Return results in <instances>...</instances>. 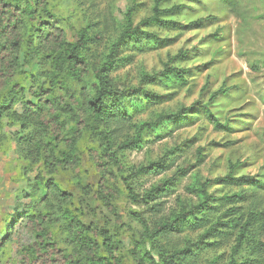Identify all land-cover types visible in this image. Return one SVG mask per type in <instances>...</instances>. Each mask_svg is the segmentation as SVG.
Returning <instances> with one entry per match:
<instances>
[{"label": "clouds", "instance_id": "obj_1", "mask_svg": "<svg viewBox=\"0 0 264 264\" xmlns=\"http://www.w3.org/2000/svg\"><path fill=\"white\" fill-rule=\"evenodd\" d=\"M135 2L0 0V264H166L198 238L187 221L173 223L179 205L154 207L149 195L159 183L145 167L150 142L164 130L139 126L143 115L158 110L152 93L176 91V104L159 110L183 107L180 118L195 126L188 135L203 129V145H225L209 148L200 170L208 196L242 190L218 178L243 184L240 177L254 176L264 186V105L255 125L259 139L229 144L245 134L218 131L217 123L240 127L242 117L233 109L255 95H216L213 72L214 87L201 97L193 85H203L192 77L194 94L184 99L188 89L177 73L191 65L170 62L176 49L157 51L169 33L141 23L151 8L129 13ZM225 16L220 42L212 37L200 45L214 67L231 60L229 21L264 25V0H234ZM254 75L261 77L254 93L264 99V68ZM245 160L254 167L241 168ZM184 197L200 203L199 195ZM217 218L209 216L212 223ZM238 236L237 230L220 237L229 257L236 264H264V232L249 229L233 250Z\"/></svg>", "mask_w": 264, "mask_h": 264}, {"label": "rangeland", "instance_id": "obj_2", "mask_svg": "<svg viewBox=\"0 0 264 264\" xmlns=\"http://www.w3.org/2000/svg\"><path fill=\"white\" fill-rule=\"evenodd\" d=\"M155 6V0H136L133 9L139 7L142 12H147L148 8H151L152 15L145 16L141 23L148 27L163 29L169 33L161 41L157 51L176 49L174 56L169 54L170 62L191 65V67L179 69L183 71L184 81L177 77L179 84L188 89L184 99H190L194 94L192 87H188L192 77H196L202 83V87L197 84H194L193 87H197L200 96L203 97L206 90L214 87L212 81L208 79L209 74L216 72V80L220 87L216 89L215 94L226 99L234 91L239 96H247L249 93L255 95L254 100L241 105L240 109H233V111H238L242 117L238 121L240 127L230 128L229 125L220 124L221 127H217V130L227 132L229 135L245 134L241 136L240 140L230 141L229 144L232 145L240 144L251 138L259 139L255 125L261 121L262 113L258 109L264 105V99L259 93H254V87H259L257 81L261 79L259 75L254 74L264 68V25L259 24L255 19L245 22L235 17L232 18L227 25L232 38L228 52L231 60L214 67L217 64L216 60L205 59L200 45L212 37H217L216 43L220 42V26L225 23V13L234 6V0H166L161 4L160 9L178 7L174 15L163 18V20L177 23L178 26L175 29L148 22L154 16ZM233 53L235 54L233 55ZM197 61L202 62L197 63ZM152 95L155 98L152 107L158 110L143 115L140 125L153 124L160 116L177 112L159 110L163 109L165 105L176 104L179 99L176 91L167 90L164 93H152ZM195 103H199V100ZM182 108L179 107V110ZM248 109L253 110L249 111ZM165 122L160 124V126L163 125L164 130L157 131L155 140L150 142L151 148L145 167L153 170L151 179L159 181L152 190L157 191L156 197L160 199L158 204L174 202L179 205V214L194 212L196 218L201 220L196 225L197 228L189 230L193 234L199 233L198 238L188 240L186 246L179 250L184 253V260L181 264H201V262L202 264H229L231 258L228 252L223 250L220 237L227 234L231 238L238 230L235 226L237 220L246 219L251 212L263 214L262 219L254 225L252 231L254 233L264 232V200L261 199L264 186H261L254 176H249L245 177L247 180L243 181V184L220 182L225 183V187H239L242 189L241 191L216 197L208 196L205 189L206 195L203 197L201 191L204 185L200 180V170L207 165L210 159L209 148L215 151L224 148L225 145L216 140H211L208 145H203L201 132L204 130L201 129L195 134L188 135L187 133L195 126L186 120ZM160 126L153 130L159 129ZM240 167L247 169L254 167V164L245 160ZM183 180L188 182L182 184ZM244 188L249 190L243 191ZM185 193L189 197L199 195L200 203L191 204L190 199H185ZM234 195H242L243 200L235 205L228 203L226 198ZM155 204L153 202V206ZM236 209L239 212H233ZM212 214L218 216L215 223L209 220V216ZM236 244L237 242L233 244V250H235ZM218 250L219 255L216 254ZM255 251L256 247L253 248V254Z\"/></svg>", "mask_w": 264, "mask_h": 264}, {"label": "trees", "instance_id": "obj_3", "mask_svg": "<svg viewBox=\"0 0 264 264\" xmlns=\"http://www.w3.org/2000/svg\"><path fill=\"white\" fill-rule=\"evenodd\" d=\"M165 1L166 0H155L156 6L154 8V16L151 17L148 20V22L155 23V24H157L159 26H163L165 28H174L175 29L178 26L177 23L172 22L170 20H163V18H165L167 16H170V15H174V12L176 10H178V7H175V8H172V9H165V10L160 9L161 4L164 3ZM189 1H197V0H189ZM16 10L17 11L20 10L19 5L16 6ZM128 11H129V13H131L132 11H134V9L130 8ZM173 71H175V70H173ZM181 73L183 74V71L179 70V72L177 73V77L181 81H184L183 75H181ZM216 95H218V94H216ZM184 110L185 109L182 108V109H180L179 111H177L174 114L166 115V116H160L155 123H153V124L150 123L151 126H152V129H155L158 126H160V124L163 121H166V122L170 123V122H175V121L180 120L181 119L180 118V113H182ZM139 126L143 128V127L149 126V124H142V125H139ZM217 127H221L219 123H217ZM135 142L136 141H133V143H135ZM239 179H240V181L247 180V178H245V177H242V178H239ZM218 182H232V178L225 177L223 179H218ZM201 192H202V195L204 197L206 195L204 186H203V190ZM156 193H157V191H152L151 193H149V195L155 197L154 202L156 204L154 205V207L159 205L158 201L160 200L158 197H156ZM241 200H243L242 195H234L232 197H227L226 198V201H228V203L233 204V205L240 203ZM233 212L237 213V212H239V210L236 209V210H233ZM262 216H263L262 213L251 212V213H249L247 215L246 219L243 218V219H238L237 220V223H235L236 224L235 226H236V228H238L239 236L237 238V244H236L235 250L240 247V242L245 241V234L247 233V231L249 229L253 230L254 225L262 219ZM189 217H191L190 221L188 220ZM176 221H180L181 223H184L185 221H187L188 222V230H194L195 228L198 227L196 225L201 220H198L196 218V215H195L194 212H188V213H183V214L177 215L175 217V220L173 221V223H175ZM233 222H235V221H233ZM165 227H167V225ZM177 231H179V229H177ZM256 247H259V245H257ZM183 256H184L183 252H180V251L175 252L166 261V264H181L183 262V260H184ZM229 264H236V261L231 259ZM244 264H253V262H250V261L246 260V261H244Z\"/></svg>", "mask_w": 264, "mask_h": 264}]
</instances>
